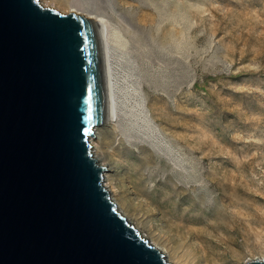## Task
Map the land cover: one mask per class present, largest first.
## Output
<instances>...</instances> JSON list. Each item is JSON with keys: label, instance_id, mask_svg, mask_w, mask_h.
Instances as JSON below:
<instances>
[{"label": "rangeland", "instance_id": "374dc122", "mask_svg": "<svg viewBox=\"0 0 264 264\" xmlns=\"http://www.w3.org/2000/svg\"><path fill=\"white\" fill-rule=\"evenodd\" d=\"M38 1L104 17L118 99L125 109L140 101L195 179L174 187L165 179L150 196L131 194L137 230L172 264L189 246L191 264L264 256V0ZM126 158H118L123 184Z\"/></svg>", "mask_w": 264, "mask_h": 264}, {"label": "water", "instance_id": "95a60500", "mask_svg": "<svg viewBox=\"0 0 264 264\" xmlns=\"http://www.w3.org/2000/svg\"><path fill=\"white\" fill-rule=\"evenodd\" d=\"M110 116L99 24L0 0V264H169L103 185Z\"/></svg>", "mask_w": 264, "mask_h": 264}, {"label": "bare ground", "instance_id": "6f19581e", "mask_svg": "<svg viewBox=\"0 0 264 264\" xmlns=\"http://www.w3.org/2000/svg\"><path fill=\"white\" fill-rule=\"evenodd\" d=\"M63 1L60 0V3ZM41 4L45 6L43 2ZM87 17L96 21L102 30L105 73L111 115L107 122L94 129V137L89 139L92 156L97 159L99 164L106 167V171L103 174V185L108 190L111 200L117 207V211L125 217L129 224L138 229L133 221V217L128 214V211L133 208L131 194H133L131 196L134 199L137 198L135 196L138 192L150 196L154 186L158 182H162L161 180L164 182L165 179L171 187L186 184L193 186L195 185V179L186 175L187 172L183 161L164 146L160 133H156L153 126L150 125L140 101H136L129 109L123 107L122 100L120 101L117 96L118 90L116 88L115 74L111 65L113 46L111 35L108 34L107 29L109 28V26L107 27L109 24L100 15L92 14ZM156 116L164 128L166 125H171L168 122V118H165V113L163 115L160 112ZM121 154H124L125 158L128 156L131 159L128 163V173L125 177L127 184L121 183L120 179L117 180L119 171L121 168H125L120 159L118 160ZM152 182L153 187L150 186ZM167 184L164 183L163 187ZM165 198L172 204V201L168 200L169 196ZM145 207L147 206L145 205ZM140 235L145 239V234L140 233ZM149 243L160 249L164 253L167 262L172 264L169 261V257L171 256L167 258V250L157 246L156 242L150 241ZM178 253L172 257L175 260L173 264H191L189 260H194L196 257L190 246L184 252ZM259 258L262 259L264 256Z\"/></svg>", "mask_w": 264, "mask_h": 264}]
</instances>
